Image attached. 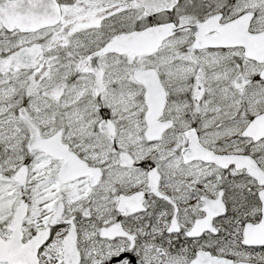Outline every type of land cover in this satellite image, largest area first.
I'll list each match as a JSON object with an SVG mask.
<instances>
[{
  "label": "snow or ice",
  "instance_id": "obj_1",
  "mask_svg": "<svg viewBox=\"0 0 264 264\" xmlns=\"http://www.w3.org/2000/svg\"><path fill=\"white\" fill-rule=\"evenodd\" d=\"M0 264H264V0H0Z\"/></svg>",
  "mask_w": 264,
  "mask_h": 264
}]
</instances>
